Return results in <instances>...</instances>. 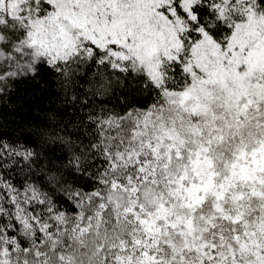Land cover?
I'll use <instances>...</instances> for the list:
<instances>
[{
  "label": "snow or ice",
  "instance_id": "snow-or-ice-1",
  "mask_svg": "<svg viewBox=\"0 0 264 264\" xmlns=\"http://www.w3.org/2000/svg\"><path fill=\"white\" fill-rule=\"evenodd\" d=\"M0 264H264V0H0Z\"/></svg>",
  "mask_w": 264,
  "mask_h": 264
}]
</instances>
